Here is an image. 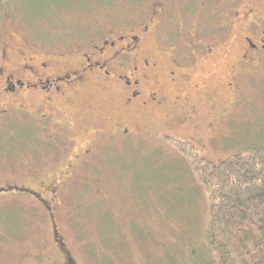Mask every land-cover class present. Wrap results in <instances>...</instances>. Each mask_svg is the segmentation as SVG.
<instances>
[{"label": "rangeland", "instance_id": "rangeland-1", "mask_svg": "<svg viewBox=\"0 0 264 264\" xmlns=\"http://www.w3.org/2000/svg\"><path fill=\"white\" fill-rule=\"evenodd\" d=\"M136 2L0 0V38L28 46L40 40L74 43L88 30L134 20L138 9H144L146 17L147 0ZM145 39L146 46L153 45L154 33ZM160 52L163 73L169 46ZM220 53L215 54L214 67L200 60L182 67L187 74L182 88L193 82L200 85L191 93L198 109L193 130L141 134V139H128L107 154L104 169L72 163L61 178L47 204L59 245L70 252L74 264H207V197L169 138L189 141L212 162L264 148V67L228 88L230 58ZM93 98L103 103L102 96L93 93ZM134 124L163 127L164 119L155 114ZM88 132L85 128L78 134ZM35 149L36 136L29 125L0 134V181L34 180L45 174L40 168L53 179L64 162L53 164L48 154ZM26 196L31 195L15 188L0 190V264H62L47 215Z\"/></svg>", "mask_w": 264, "mask_h": 264}, {"label": "flooded vegetation", "instance_id": "flooded-vegetation-1", "mask_svg": "<svg viewBox=\"0 0 264 264\" xmlns=\"http://www.w3.org/2000/svg\"><path fill=\"white\" fill-rule=\"evenodd\" d=\"M147 7L146 17L138 9L134 20L88 30L70 44L40 40L16 45L0 38V134L29 125L36 136L35 151L48 154L53 164L64 162L53 179L40 168L44 175L0 181V190L26 191L31 195L26 197L42 206L62 264L74 262L59 245L47 203L72 163L104 169L105 156L128 139L193 130L198 109L191 93L200 85L182 88L187 81L183 65L200 60L214 67L215 54H227L228 88L264 67V0H147ZM151 31L155 42L146 46L143 39ZM168 46L171 54L160 73V51ZM93 93L103 103L95 102ZM155 114L164 119L163 127L134 124ZM112 117L113 123L107 122ZM85 128L88 134H78Z\"/></svg>", "mask_w": 264, "mask_h": 264}, {"label": "trees", "instance_id": "trees-1", "mask_svg": "<svg viewBox=\"0 0 264 264\" xmlns=\"http://www.w3.org/2000/svg\"><path fill=\"white\" fill-rule=\"evenodd\" d=\"M169 140L207 197V264H264V148L212 162L189 141Z\"/></svg>", "mask_w": 264, "mask_h": 264}]
</instances>
